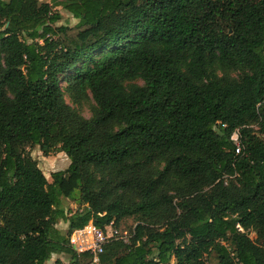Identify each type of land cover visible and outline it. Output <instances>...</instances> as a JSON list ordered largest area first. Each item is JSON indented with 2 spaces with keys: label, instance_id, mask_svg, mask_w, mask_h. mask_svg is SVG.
Segmentation results:
<instances>
[{
  "label": "trees",
  "instance_id": "trees-1",
  "mask_svg": "<svg viewBox=\"0 0 264 264\" xmlns=\"http://www.w3.org/2000/svg\"><path fill=\"white\" fill-rule=\"evenodd\" d=\"M90 220L135 231L100 264H264V0H0V264H88Z\"/></svg>",
  "mask_w": 264,
  "mask_h": 264
},
{
  "label": "rangeland",
  "instance_id": "rangeland-1",
  "mask_svg": "<svg viewBox=\"0 0 264 264\" xmlns=\"http://www.w3.org/2000/svg\"><path fill=\"white\" fill-rule=\"evenodd\" d=\"M44 1L53 3V0H44ZM54 10L59 11L62 15V18L59 20L57 24H68L69 26H73L76 24L77 19L73 18L69 13L62 10L60 6H54ZM136 82L140 84L142 83L140 80H136ZM61 85L62 86L65 85L63 80L61 82ZM64 98H65V101L70 106L77 109L84 117L89 118L91 116V109L94 105V102L90 96L87 100L83 101L81 104L72 103L66 92L64 93ZM30 152H31V155L35 159H37L38 165L48 181H51V177H50L51 172L58 171V170H65L69 164V159L67 158L66 154L61 151L60 152L52 151L50 154L45 156L40 151L38 146H34L30 148ZM61 206L65 209V211L70 213V212H73V210L77 208V203L68 198H61ZM134 223L135 222L133 221L132 218H125V219H122L119 224L121 228L129 229L131 228V226H133ZM56 227L64 231L67 228V223L63 221H59L56 224ZM250 237L254 238L255 237L254 233L251 232ZM56 259H60L62 264H71V262L69 261V259L65 257V255L54 254L52 255L50 260H52L51 262L53 263ZM215 261L216 259L214 258V256H211L207 260L209 264Z\"/></svg>",
  "mask_w": 264,
  "mask_h": 264
},
{
  "label": "built area",
  "instance_id": "built-area-1",
  "mask_svg": "<svg viewBox=\"0 0 264 264\" xmlns=\"http://www.w3.org/2000/svg\"><path fill=\"white\" fill-rule=\"evenodd\" d=\"M230 139L233 141L235 153H241L242 146L240 144L239 128L233 131ZM75 210H73V212ZM73 212H70L69 215ZM237 227L240 229L239 225H237ZM134 233V227L130 232L128 230H120L115 227L113 221H111L107 225L106 229H101L90 220L83 227L76 228L70 232L69 244L78 256L84 253H88L90 255L91 260L88 264H100V255L107 242L110 240H116L127 244L130 242Z\"/></svg>",
  "mask_w": 264,
  "mask_h": 264
},
{
  "label": "crops",
  "instance_id": "crops-1",
  "mask_svg": "<svg viewBox=\"0 0 264 264\" xmlns=\"http://www.w3.org/2000/svg\"><path fill=\"white\" fill-rule=\"evenodd\" d=\"M52 260H48L45 264H52Z\"/></svg>",
  "mask_w": 264,
  "mask_h": 264
}]
</instances>
